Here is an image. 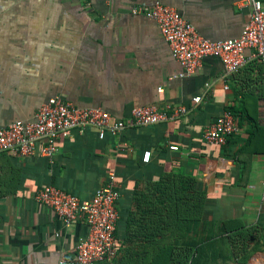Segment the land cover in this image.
Segmentation results:
<instances>
[{
  "label": "crops",
  "instance_id": "0c3cea01",
  "mask_svg": "<svg viewBox=\"0 0 264 264\" xmlns=\"http://www.w3.org/2000/svg\"><path fill=\"white\" fill-rule=\"evenodd\" d=\"M156 1L0 0V128L33 120L56 94L122 120L144 105L188 110L104 139L93 128L71 130L52 158L1 152L0 264L72 257L88 233L85 220L66 225L38 202V191L55 185L85 200L111 181L120 192L117 264L167 263L176 227L183 244L198 242L197 264H264V61L247 48L248 62L236 74L209 56L197 73L180 77L182 66L156 21L132 13ZM160 1L211 40L240 36L251 18L243 0ZM198 95L204 98L197 104ZM230 106L240 109L238 131L225 145L209 143L204 130ZM167 174L192 178L204 194L196 224L178 225L158 206L151 183Z\"/></svg>",
  "mask_w": 264,
  "mask_h": 264
},
{
  "label": "built area",
  "instance_id": "2783aa9c",
  "mask_svg": "<svg viewBox=\"0 0 264 264\" xmlns=\"http://www.w3.org/2000/svg\"><path fill=\"white\" fill-rule=\"evenodd\" d=\"M243 4L251 8V18L240 36L226 40L204 37L176 8L160 0L152 5H135L132 13L156 21L173 56L182 66L180 77L197 73L209 56L218 57L226 74L231 75L247 64V48L253 49V57L264 61V6L261 0H243ZM159 90L163 91V88ZM203 98V95H198L193 101L198 104ZM187 111L183 105L166 103L160 107L151 104L135 107L131 118L122 120L114 118L102 107H79L56 94L40 106L33 120L18 119L0 128V153L21 156L40 154L52 158L59 151L60 140L68 136L71 130L84 132L93 128L104 139L107 135H119L129 126L164 122ZM237 131V117L234 112L225 109L206 127L203 137L209 143L225 145L228 137ZM170 148L179 149L177 145H171ZM151 154V151L145 152L146 162L150 160ZM111 178L113 180V175ZM119 198L120 192L112 181L97 189L92 198L85 200L55 185H46L38 191V202L53 209L66 225L85 220L88 227V233L77 243L74 255L62 259L59 264L111 263L118 257L116 226Z\"/></svg>",
  "mask_w": 264,
  "mask_h": 264
},
{
  "label": "trees",
  "instance_id": "16d2710c",
  "mask_svg": "<svg viewBox=\"0 0 264 264\" xmlns=\"http://www.w3.org/2000/svg\"><path fill=\"white\" fill-rule=\"evenodd\" d=\"M226 109L234 112L238 116L239 107L230 106ZM243 110H241V114ZM229 139V137H228ZM243 177L245 173L242 174ZM17 175H15L16 179ZM242 177V178H243ZM193 179L183 175L167 174L162 176L158 181L151 183V188L154 193H159L157 197L158 206H164L173 212V218L176 224L194 225L202 218L205 196L202 192L194 189ZM15 185V182H14ZM6 186V181L0 178V187ZM10 186V185H9ZM14 191H5L6 194ZM73 193V192H72ZM175 245L168 249L169 260L164 264H197L195 257L199 251L198 242H190L183 244L182 239L185 238V233L182 229L176 227L174 233ZM165 252L164 249H160ZM118 258V257H117ZM117 258L111 262L117 264Z\"/></svg>",
  "mask_w": 264,
  "mask_h": 264
}]
</instances>
